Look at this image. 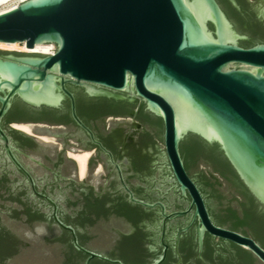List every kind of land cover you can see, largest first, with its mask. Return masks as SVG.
I'll return each instance as SVG.
<instances>
[{
    "label": "water",
    "instance_id": "95a60500",
    "mask_svg": "<svg viewBox=\"0 0 264 264\" xmlns=\"http://www.w3.org/2000/svg\"><path fill=\"white\" fill-rule=\"evenodd\" d=\"M227 1L242 12L237 0ZM248 2L264 22V0ZM260 36L264 27L251 32L246 19L241 28L217 0H27L0 15V42L25 43L28 49L53 44L56 52L0 51L8 54L0 58V124L15 98L33 108H59L68 97L73 101L74 119L91 134L76 114L67 85L85 88L93 97L131 104L142 100V106L163 120L165 149L181 194L190 196V210H195L203 226L200 252L204 233L209 231L248 250L264 264V247L258 241L214 226L180 151L189 135L218 146L264 212V44L241 46ZM0 136L7 142L1 128ZM201 171H210L204 161L192 169L193 177L204 186ZM222 183L219 190L227 206L236 191ZM232 206L238 208V203ZM213 209L225 215L220 204L214 203ZM55 220L64 227L56 214ZM4 223L24 239L20 225L7 218ZM116 225L104 221L93 228L92 246L104 248ZM64 228L72 233L75 249L88 256L86 264L94 259L122 264L85 250L74 230ZM65 257L59 245L33 242L21 246L5 264H63ZM164 258L152 264H161Z\"/></svg>",
    "mask_w": 264,
    "mask_h": 264
},
{
    "label": "flooded vegetation",
    "instance_id": "af4514ba",
    "mask_svg": "<svg viewBox=\"0 0 264 264\" xmlns=\"http://www.w3.org/2000/svg\"><path fill=\"white\" fill-rule=\"evenodd\" d=\"M7 55L0 53V58ZM66 88L74 97L78 118L92 135L74 119L73 101L68 97L59 108H33L15 98L1 120L0 128L7 138L6 142L0 136L2 241L9 237L14 245L37 242L67 249L74 247V239L64 227H71L85 250L122 264H152L162 257L161 264H262L248 250L209 231L204 233L200 252L199 230L203 226L195 218V210H190V196L181 194L165 149L163 120L142 106V100L131 104L90 96L82 87ZM16 125H30L35 134ZM180 151L214 226L256 240L250 233L217 221L219 214L210 209L209 196L188 167L192 159ZM81 155L89 157L84 174L77 159ZM204 163L210 171L199 173L202 182L205 177L215 178L223 186L226 180ZM236 203L238 208H234L241 213ZM178 213L187 214L179 217ZM4 218L20 225L24 239L4 223ZM104 221L118 225L112 230V240L97 248L90 242L92 231ZM78 252L80 259L71 263L86 264L88 256ZM68 262L65 257L63 264ZM90 264L113 263L94 259Z\"/></svg>",
    "mask_w": 264,
    "mask_h": 264
},
{
    "label": "trees",
    "instance_id": "16d2710c",
    "mask_svg": "<svg viewBox=\"0 0 264 264\" xmlns=\"http://www.w3.org/2000/svg\"><path fill=\"white\" fill-rule=\"evenodd\" d=\"M217 1L222 6L228 18L238 23L241 28L246 23V19H248V26L251 32L264 27V22H260L257 14L250 10L249 3L246 0H237L242 12L234 9L227 0ZM257 44H264V36L252 37L248 41L241 42V46L244 48H251ZM181 149L187 159H192V164L189 163L188 165L190 169H193L201 161H204L212 166L213 170L219 173L235 189L237 196L233 195V198L228 200L229 206L224 208L223 202L226 200V197L219 190L222 184L215 178L205 177L203 190L209 196L208 205L210 209L212 210L213 204L217 203L222 207V212L227 213L224 217L218 215L217 221L222 225L230 224L234 229H241L245 233H250L264 247V212L260 210L259 204L240 181L218 146L209 145L200 138L189 135L181 143ZM209 188L211 189L210 192H208ZM236 201L239 202L241 213L232 206V203ZM10 239L6 237L4 242L0 236V264H5L7 257L19 252L21 246L18 242L14 245V239ZM63 241L68 243L71 240L64 239ZM64 253L70 261L66 264H72V261L79 260L81 256L72 245L64 249ZM76 264L80 263L78 262Z\"/></svg>",
    "mask_w": 264,
    "mask_h": 264
},
{
    "label": "bare ground",
    "instance_id": "6f19581e",
    "mask_svg": "<svg viewBox=\"0 0 264 264\" xmlns=\"http://www.w3.org/2000/svg\"><path fill=\"white\" fill-rule=\"evenodd\" d=\"M27 0H0V5L9 4L11 5L4 7L0 10V15L5 13L11 12L19 7L20 4L24 3ZM0 51H7V52H17L21 54H41V55H54L56 52V46L53 44H37L33 47V49H28L27 45L20 44V43H2L0 42ZM30 125H16L15 127L25 133L34 135L32 133V129L29 128ZM44 141L46 140L49 142L48 137H43ZM52 141V140H50ZM88 155H81L78 156L77 159L79 161L81 167V173L84 174L86 170V163L88 160Z\"/></svg>",
    "mask_w": 264,
    "mask_h": 264
},
{
    "label": "rangeland",
    "instance_id": "374dc122",
    "mask_svg": "<svg viewBox=\"0 0 264 264\" xmlns=\"http://www.w3.org/2000/svg\"><path fill=\"white\" fill-rule=\"evenodd\" d=\"M9 5H11V3H9V4H3V5H0V6L6 7V6H9Z\"/></svg>",
    "mask_w": 264,
    "mask_h": 264
},
{
    "label": "built area",
    "instance_id": "2783aa9c",
    "mask_svg": "<svg viewBox=\"0 0 264 264\" xmlns=\"http://www.w3.org/2000/svg\"><path fill=\"white\" fill-rule=\"evenodd\" d=\"M4 8V6H0V10H2Z\"/></svg>",
    "mask_w": 264,
    "mask_h": 264
}]
</instances>
